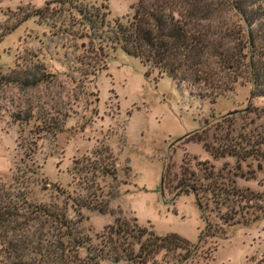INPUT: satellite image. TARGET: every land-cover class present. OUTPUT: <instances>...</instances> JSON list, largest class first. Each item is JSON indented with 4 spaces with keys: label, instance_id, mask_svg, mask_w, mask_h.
Listing matches in <instances>:
<instances>
[{
    "label": "rangeland",
    "instance_id": "obj_1",
    "mask_svg": "<svg viewBox=\"0 0 264 264\" xmlns=\"http://www.w3.org/2000/svg\"><path fill=\"white\" fill-rule=\"evenodd\" d=\"M53 2L0 0V185H10L13 175L31 167L30 201L58 197L53 186L74 196L79 190L72 161L79 167L83 157L105 147L115 180L98 184L101 196L111 191L116 198L110 209L134 217L157 236L176 234L196 243L182 264H264V97L251 95L247 76L220 96L204 97L165 75H145L139 60L123 53L105 31L113 19L130 17L135 0H76V7L104 13L103 30L92 42L75 10H61ZM44 6L46 18H29L6 34L25 14ZM41 75L45 82L23 90L2 81ZM73 97V112L61 133L52 138L36 131L53 103L66 108ZM202 131L216 149L240 143L241 158L213 157L201 143L185 141ZM203 172L220 189H247L259 198L252 206L234 198L215 204L200 190V213L192 194H179L174 187L180 181L203 187ZM81 214L94 247L95 235L116 214ZM183 252L166 257L160 252L154 264H173Z\"/></svg>",
    "mask_w": 264,
    "mask_h": 264
},
{
    "label": "trees",
    "instance_id": "obj_2",
    "mask_svg": "<svg viewBox=\"0 0 264 264\" xmlns=\"http://www.w3.org/2000/svg\"><path fill=\"white\" fill-rule=\"evenodd\" d=\"M75 1L54 0L52 4L61 10L63 6L75 10L92 42L103 30L104 13L76 7ZM130 9L128 19H113L105 31L123 53L139 60L145 75H165L176 84L196 88L204 97L220 96L230 91L238 78L247 76L251 95L264 97V0H135ZM47 11L46 6L31 10L6 34L29 18H46ZM45 80L42 75L22 82L2 79L20 90ZM73 99L66 108L53 103L45 119L35 124L36 131L52 138L61 133L73 112ZM205 138L203 131L192 132L185 141L201 143L213 157L241 158L240 143L216 149ZM77 164L72 161V179H77L79 190L74 196L53 186L58 197L48 203L30 201L26 189L31 184V167L13 175L10 185H0V264H99L103 260L110 264H154L160 252L166 257L183 250L182 257L173 263L182 264L193 255L196 243L189 244L176 234L157 236L149 227L138 226L134 217L126 218L119 209H110L115 194L107 191L102 197L98 186L106 179L115 180V165L107 148H95L90 156L83 157L79 167ZM209 175L203 172V187L183 181L174 187L179 194H192L200 213V190L209 193L215 204L234 198L252 206L259 198L247 189H220ZM81 211L116 214L111 224L95 235L94 247L84 233ZM201 236L199 233L197 243Z\"/></svg>",
    "mask_w": 264,
    "mask_h": 264
},
{
    "label": "water",
    "instance_id": "obj_3",
    "mask_svg": "<svg viewBox=\"0 0 264 264\" xmlns=\"http://www.w3.org/2000/svg\"><path fill=\"white\" fill-rule=\"evenodd\" d=\"M161 184V183H160Z\"/></svg>",
    "mask_w": 264,
    "mask_h": 264
}]
</instances>
